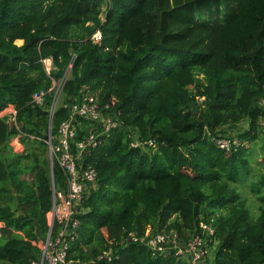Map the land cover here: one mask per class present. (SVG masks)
Returning <instances> with one entry per match:
<instances>
[{
    "label": "trees",
    "instance_id": "trees-1",
    "mask_svg": "<svg viewBox=\"0 0 264 264\" xmlns=\"http://www.w3.org/2000/svg\"><path fill=\"white\" fill-rule=\"evenodd\" d=\"M66 76L51 124L48 92ZM84 88L103 107L115 99L121 125L82 162L97 187L81 204L68 264H190L122 241L148 231L188 241L200 221L216 229L206 264H264V0H0V111L18 112L0 118V264L40 256L33 241L50 229L53 180L67 190L46 140ZM41 92L43 107L32 101ZM242 122L229 137L224 129ZM75 125L80 140L101 130ZM112 248V261L100 258Z\"/></svg>",
    "mask_w": 264,
    "mask_h": 264
},
{
    "label": "built area",
    "instance_id": "built-area-1",
    "mask_svg": "<svg viewBox=\"0 0 264 264\" xmlns=\"http://www.w3.org/2000/svg\"><path fill=\"white\" fill-rule=\"evenodd\" d=\"M92 39L96 42L101 41L102 33L96 32ZM43 63L47 75L51 77L55 70L53 60L46 59L43 60ZM67 79L68 76L59 82L53 80V88L48 92L54 91V99L48 109L51 124L61 105L62 88ZM48 93H35L32 97L33 103L43 107ZM115 105L116 100L114 99L104 107L101 106L98 97L84 88L82 99L69 105L70 118L61 123L56 135L52 133V126L50 127L46 144L51 169L53 172L56 164L63 171L67 181V190H60L53 180L52 208L48 214L50 229L45 240L33 241V245L40 251V256L31 264H68L70 243L75 240L81 226L78 218L81 204L89 190L97 187V171L92 166H84L82 162L91 150L98 146L102 135L120 127L118 117L111 112ZM17 114L16 108L10 105L0 111V118L9 117L15 121ZM76 119L96 122L101 130L90 129L85 138L80 140L75 125ZM10 144L16 153L24 150L20 136L12 139ZM218 144L227 151L231 149V142L228 139H222L218 141ZM215 236L216 229L214 226L211 223L200 221L197 232L188 241H183L176 231L169 233L148 231L143 236L130 233L124 237L122 243L143 244L158 255H175L179 260L190 264H206L208 260H212L213 251L217 245ZM110 244L112 247L114 246V242ZM100 258L112 261L114 258L113 248L104 252Z\"/></svg>",
    "mask_w": 264,
    "mask_h": 264
},
{
    "label": "rangeland",
    "instance_id": "rangeland-1",
    "mask_svg": "<svg viewBox=\"0 0 264 264\" xmlns=\"http://www.w3.org/2000/svg\"><path fill=\"white\" fill-rule=\"evenodd\" d=\"M106 9L107 8L104 7V10H106ZM247 127H248V123L247 122H242V123H240L239 125H236V126H228L224 130L228 133L229 137H233L234 138V137L237 136V134L239 132H241L244 129H247ZM10 146H11V144H10ZM11 148H12V146H11ZM49 160H50V156H49ZM50 165H51V162H50ZM25 178L26 179H31L30 175H28V174H26ZM242 192H243V194L245 193V197L246 198H248L253 204H255V199L253 198V196L251 195V193L249 192L248 189H245L244 191L242 190ZM0 227H1V224H0Z\"/></svg>",
    "mask_w": 264,
    "mask_h": 264
}]
</instances>
